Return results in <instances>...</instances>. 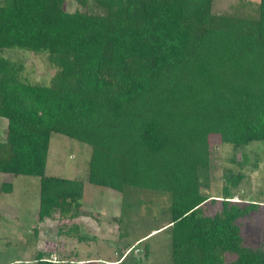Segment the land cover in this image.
Listing matches in <instances>:
<instances>
[{"label": "trees", "instance_id": "1", "mask_svg": "<svg viewBox=\"0 0 264 264\" xmlns=\"http://www.w3.org/2000/svg\"><path fill=\"white\" fill-rule=\"evenodd\" d=\"M74 1L72 12L65 0L0 4V52L46 53L53 70L42 85L0 57V174L39 178V222L86 215L81 181L45 175L51 135L65 136L91 147L89 184L166 197L167 223L145 237L169 233L171 264H264L238 225L258 203L231 201L249 156L224 170L220 196L204 193L210 136L234 150L264 141V0L253 14L215 12V0ZM79 229L67 233L88 240Z\"/></svg>", "mask_w": 264, "mask_h": 264}, {"label": "rangeland", "instance_id": "2", "mask_svg": "<svg viewBox=\"0 0 264 264\" xmlns=\"http://www.w3.org/2000/svg\"><path fill=\"white\" fill-rule=\"evenodd\" d=\"M246 2V3H245ZM258 0H215V12H233L239 7L245 14L254 13ZM2 4V0H0ZM234 5L232 10L230 7ZM80 7L65 0L64 9ZM238 9V8H237ZM0 57L24 66L22 77L30 82L48 85L53 76L46 53L33 54L20 50H4ZM7 122L0 118V142L5 141ZM214 165L208 178V196H220L225 169L238 170L232 159H243L246 173L231 201L258 203L259 210L238 220L244 245L264 246V141L252 142L234 150L222 144L218 136L209 137ZM91 147L59 134L49 142L45 175L78 180L83 183L80 210L86 215L73 220H37L40 180L31 176L0 174V264H35L38 252L50 253L57 264H171V243L165 230H151L166 224L168 200L157 192L127 188L124 194L87 182ZM12 185L10 193L2 192V184ZM80 225L81 234L89 238L79 242L76 233L67 229ZM148 245L145 257L143 246ZM140 250L138 252V250ZM124 262L120 263L125 256ZM229 256V255H228Z\"/></svg>", "mask_w": 264, "mask_h": 264}, {"label": "crops", "instance_id": "3", "mask_svg": "<svg viewBox=\"0 0 264 264\" xmlns=\"http://www.w3.org/2000/svg\"><path fill=\"white\" fill-rule=\"evenodd\" d=\"M48 151H49V147H48Z\"/></svg>", "mask_w": 264, "mask_h": 264}]
</instances>
